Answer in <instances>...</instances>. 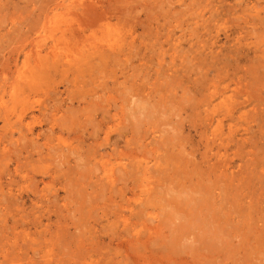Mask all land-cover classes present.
<instances>
[{
  "label": "rangeland",
  "instance_id": "374dc122",
  "mask_svg": "<svg viewBox=\"0 0 264 264\" xmlns=\"http://www.w3.org/2000/svg\"><path fill=\"white\" fill-rule=\"evenodd\" d=\"M76 262L264 264V0H0V264Z\"/></svg>",
  "mask_w": 264,
  "mask_h": 264
},
{
  "label": "bare ground",
  "instance_id": "6f19581e",
  "mask_svg": "<svg viewBox=\"0 0 264 264\" xmlns=\"http://www.w3.org/2000/svg\"><path fill=\"white\" fill-rule=\"evenodd\" d=\"M181 126V125H180ZM121 134V133H120ZM174 182V180L172 181V183ZM166 183V182H165ZM163 187V186H162ZM182 188V187H181ZM157 191V190H156ZM196 192V191H195ZM197 194V193H196ZM192 200V199H191ZM191 204V203H190ZM187 207V206H186ZM205 209V208H204ZM174 213V212H173ZM192 213V212H191ZM195 213V212H194ZM172 214V213H171ZM183 214V213H182ZM197 216H198V214H197ZM199 218V217H198ZM199 221V220H198ZM185 222H186V220H185ZM192 223V222H191ZM192 224H194V223H192ZM176 226V225H175ZM207 226V225H206ZM205 227V226H204ZM209 227V226H208ZM220 227V226H219ZM216 229V228H215ZM190 230V229H189ZM188 230V231H189ZM191 231V230H190ZM192 232V231H191ZM208 232V231H207ZM230 232V231H229ZM190 233V232H189ZM189 233H187V234H189ZM200 233V232H199ZM191 234V233H190ZM209 234V233H208ZM208 234H207V236H208ZM180 235V234H179ZM200 235V234H199ZM198 235V236H199ZM169 236V235H168ZM171 236V235H170ZM181 237H183V235H180ZM187 236V235H186ZM213 236V235H212ZM235 237V236H234ZM171 239H173V238H171ZM175 239V238H174ZM182 239V238H181ZM191 238H189V240H190ZM198 239V238H197ZM201 239H202V237H201ZM210 239V238H209ZM208 238H207V240H209ZM90 240V239H89ZM178 240V239H177ZM180 240V239H179ZM183 241H184V238H183ZM191 241V240H190ZM195 241H197V240H195ZM179 242V241H178ZM205 242V241H204ZM210 242V241H209ZM216 242V241H215ZM172 243V242H171ZM177 243V242H176ZM181 243V242H180ZM190 243H192V242H190ZM194 243V242H193ZM197 243V242H196ZM206 243V242H205ZM199 244V243H198ZM178 245V244H177ZM180 245H183L182 243L180 244ZM191 245V244H190ZM201 245V244H200ZM204 245V244H203ZM179 246V245H178ZM177 246V247H178ZM186 246H187V244H186ZM194 246V245H193ZM193 246H191V247H193ZM181 247V246H180ZM183 247H184V245H183ZM197 247H198V245H197ZM204 247V246H203ZM216 247V246H215ZM82 248V247H81ZM163 248V247H162ZM158 249V248H157ZM178 249V248H177ZM181 249V248H180ZM179 249V250H180ZM201 249V248H200ZM195 250V249H194ZM199 250V249H198ZM207 250H209V249H206V251ZM182 252H183V250H181ZM220 251V250H219ZM192 252V251H191ZM213 252H214V250H213ZM104 253V252H103ZM193 254H194V252H192ZM177 254H178V252H177ZM179 254H181V253H179ZM175 255V254H174ZM231 256V255H230ZM71 259V258H70ZM126 259V258H125ZM172 263V262H171ZM76 264H77V262H76Z\"/></svg>",
  "mask_w": 264,
  "mask_h": 264
}]
</instances>
